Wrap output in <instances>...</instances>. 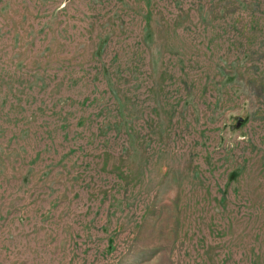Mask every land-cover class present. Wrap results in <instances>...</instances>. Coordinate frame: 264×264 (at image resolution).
Returning <instances> with one entry per match:
<instances>
[{
    "label": "rangeland",
    "instance_id": "obj_1",
    "mask_svg": "<svg viewBox=\"0 0 264 264\" xmlns=\"http://www.w3.org/2000/svg\"><path fill=\"white\" fill-rule=\"evenodd\" d=\"M0 264H264V0H0Z\"/></svg>",
    "mask_w": 264,
    "mask_h": 264
}]
</instances>
